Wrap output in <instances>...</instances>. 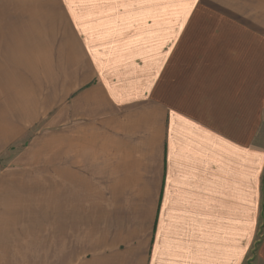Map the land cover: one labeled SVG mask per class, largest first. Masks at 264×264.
<instances>
[{
    "label": "crops",
    "instance_id": "0c3cea01",
    "mask_svg": "<svg viewBox=\"0 0 264 264\" xmlns=\"http://www.w3.org/2000/svg\"><path fill=\"white\" fill-rule=\"evenodd\" d=\"M192 11L0 0V264H264V0H203L170 72L246 99H193L166 134L149 94Z\"/></svg>",
    "mask_w": 264,
    "mask_h": 264
},
{
    "label": "snow or ice",
    "instance_id": "6c2138e0",
    "mask_svg": "<svg viewBox=\"0 0 264 264\" xmlns=\"http://www.w3.org/2000/svg\"><path fill=\"white\" fill-rule=\"evenodd\" d=\"M73 2H76V0H64V5ZM103 2H108V0H103ZM132 2L160 5L187 4L193 9L191 13L187 14V19L182 22V25H177L180 35L175 37V44L169 42L161 49V56L166 55L167 59L163 60L164 67L154 73L155 80L149 94V105H151L152 99L158 101L155 106L157 120L158 114L162 113L166 134L170 129L173 118L184 120L191 114L188 105L193 99L197 102L207 99L213 104L219 103L222 106L231 107H239L244 103L246 99L243 94L244 81L239 80L235 74L223 70L204 72L195 65L181 66L179 64H177L174 71L170 72L186 37L199 31L201 27L196 12L203 0H132ZM213 45L217 47L218 55L221 57L223 64L240 62L238 50L219 47L215 44V41H213Z\"/></svg>",
    "mask_w": 264,
    "mask_h": 264
},
{
    "label": "rangeland",
    "instance_id": "374dc122",
    "mask_svg": "<svg viewBox=\"0 0 264 264\" xmlns=\"http://www.w3.org/2000/svg\"><path fill=\"white\" fill-rule=\"evenodd\" d=\"M264 228L263 227H259L258 229H257V234H256V238H255V240H254V242L253 243H251L250 245V252H251V254L253 253V251H257L258 250V248H259V245H260V241H261V239H262V235H263V230Z\"/></svg>",
    "mask_w": 264,
    "mask_h": 264
}]
</instances>
